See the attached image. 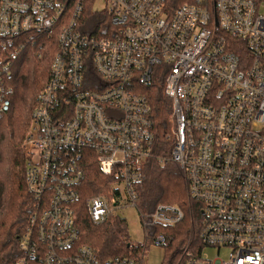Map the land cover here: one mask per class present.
Here are the masks:
<instances>
[{
  "label": "built area",
  "instance_id": "1",
  "mask_svg": "<svg viewBox=\"0 0 264 264\" xmlns=\"http://www.w3.org/2000/svg\"><path fill=\"white\" fill-rule=\"evenodd\" d=\"M103 1L94 9L95 0H0V116L12 91L4 50L14 55L36 38L45 51L48 41L57 46L22 143L36 207L22 262L162 263L167 238L147 227L176 224L179 206L160 203L141 222L150 242L139 257L104 260L81 243L74 204L86 163L95 162L115 178L120 206L136 207L155 157L146 90L163 79L173 146L157 159L184 168L191 196L204 204V248L185 264H264V0ZM112 202L88 197L91 218L104 221ZM222 247L228 260L205 252Z\"/></svg>",
  "mask_w": 264,
  "mask_h": 264
},
{
  "label": "trees",
  "instance_id": "2",
  "mask_svg": "<svg viewBox=\"0 0 264 264\" xmlns=\"http://www.w3.org/2000/svg\"><path fill=\"white\" fill-rule=\"evenodd\" d=\"M90 15V22L97 20L96 13ZM24 43L14 55H9L7 50L3 53L4 57L8 55L9 69L5 81L12 91L7 94L9 110L0 116V264H24L22 261L26 252L20 242L31 225L36 207L34 196L26 184L27 167L22 143L36 95L49 78L57 50L55 40L48 41L46 51L42 47L44 38ZM146 93L152 106L156 131L153 145L155 157L145 163L146 176L143 183L137 186L136 209L141 222L148 219L160 203L174 204L182 209L184 216L176 224L148 226L147 230L151 235L164 233L167 238L161 264H185L189 252L199 253L204 248L200 237L204 204L191 196L184 168L175 162H160L157 159L158 155L168 157L173 146L172 101L165 94L163 79H157ZM85 172L79 187L80 198L74 204L81 243L94 248L104 260L139 257L150 240L135 243L130 237L127 219L118 212L121 206L118 203L119 191L114 188L115 178L103 173L95 162L86 163ZM97 195L115 198V202L111 203L112 211L100 222L91 218L86 205L88 197Z\"/></svg>",
  "mask_w": 264,
  "mask_h": 264
},
{
  "label": "rangeland",
  "instance_id": "3",
  "mask_svg": "<svg viewBox=\"0 0 264 264\" xmlns=\"http://www.w3.org/2000/svg\"><path fill=\"white\" fill-rule=\"evenodd\" d=\"M93 7L94 9L104 8V1L95 0ZM118 212L126 217L129 234L132 240L135 243L144 241L145 239L144 227L141 223L140 214L138 213L136 207L135 206L120 207ZM229 251L230 249L228 247H222L219 255H217V251L214 248H207L205 252L208 253L211 259L220 258L223 260H228ZM153 253L160 256V258L158 259V261L160 262L162 260V256L160 255L161 254L160 249H157L156 251L154 250Z\"/></svg>",
  "mask_w": 264,
  "mask_h": 264
},
{
  "label": "crops",
  "instance_id": "4",
  "mask_svg": "<svg viewBox=\"0 0 264 264\" xmlns=\"http://www.w3.org/2000/svg\"><path fill=\"white\" fill-rule=\"evenodd\" d=\"M155 260H156V256H154V258H153V262H155Z\"/></svg>",
  "mask_w": 264,
  "mask_h": 264
}]
</instances>
